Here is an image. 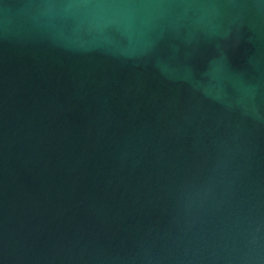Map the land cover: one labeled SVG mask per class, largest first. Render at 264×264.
Returning a JSON list of instances; mask_svg holds the SVG:
<instances>
[{"label":"water","instance_id":"water-1","mask_svg":"<svg viewBox=\"0 0 264 264\" xmlns=\"http://www.w3.org/2000/svg\"><path fill=\"white\" fill-rule=\"evenodd\" d=\"M0 264H264V0H0Z\"/></svg>","mask_w":264,"mask_h":264}]
</instances>
